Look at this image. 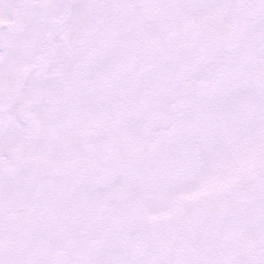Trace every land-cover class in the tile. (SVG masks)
I'll list each match as a JSON object with an SVG mask.
<instances>
[{"label":"rangeland","instance_id":"rangeland-1","mask_svg":"<svg viewBox=\"0 0 264 264\" xmlns=\"http://www.w3.org/2000/svg\"><path fill=\"white\" fill-rule=\"evenodd\" d=\"M0 264H264V0H0Z\"/></svg>","mask_w":264,"mask_h":264}]
</instances>
